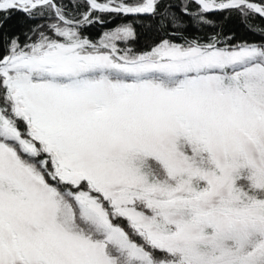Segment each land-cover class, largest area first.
<instances>
[{
  "label": "snow or ice",
  "instance_id": "1",
  "mask_svg": "<svg viewBox=\"0 0 264 264\" xmlns=\"http://www.w3.org/2000/svg\"><path fill=\"white\" fill-rule=\"evenodd\" d=\"M233 16L264 35V0H0V264H264V39Z\"/></svg>",
  "mask_w": 264,
  "mask_h": 264
},
{
  "label": "trees",
  "instance_id": "2",
  "mask_svg": "<svg viewBox=\"0 0 264 264\" xmlns=\"http://www.w3.org/2000/svg\"><path fill=\"white\" fill-rule=\"evenodd\" d=\"M108 19V17H105ZM133 17L129 16L127 18L116 17L110 20L109 23L104 25L103 27L99 24L95 26H90L85 29V34L90 36L92 39H97L99 35L105 30V28L114 27L117 24L131 22L133 21ZM221 22L224 23V32L225 34H233L234 40L233 43L246 40L249 42H259L261 39H264V35L261 34L259 29L256 31H250L248 28L245 27L243 23H241L240 18L237 16H233L229 18L227 21H223L222 17H219ZM15 24V20L12 21ZM254 24L264 28V21H261L257 18L253 21ZM148 25L147 17L143 18V22H136L135 27L138 33V38L136 41L132 43V47H134L137 51H142L146 48V46L151 45L154 41L158 40L157 33L155 30H150ZM212 29H206V31H211ZM199 35H203V32L198 33Z\"/></svg>",
  "mask_w": 264,
  "mask_h": 264
}]
</instances>
